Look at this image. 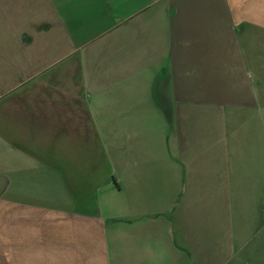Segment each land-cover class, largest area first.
Listing matches in <instances>:
<instances>
[{"label": "crops", "instance_id": "1", "mask_svg": "<svg viewBox=\"0 0 264 264\" xmlns=\"http://www.w3.org/2000/svg\"><path fill=\"white\" fill-rule=\"evenodd\" d=\"M0 264H264V0H0Z\"/></svg>", "mask_w": 264, "mask_h": 264}]
</instances>
